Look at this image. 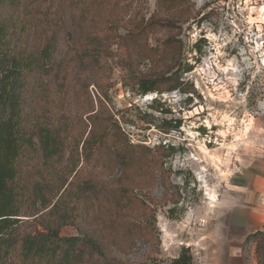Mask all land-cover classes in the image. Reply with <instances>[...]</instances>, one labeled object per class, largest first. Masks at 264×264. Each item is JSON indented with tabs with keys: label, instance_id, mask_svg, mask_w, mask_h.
<instances>
[{
	"label": "rangeland",
	"instance_id": "374dc122",
	"mask_svg": "<svg viewBox=\"0 0 264 264\" xmlns=\"http://www.w3.org/2000/svg\"><path fill=\"white\" fill-rule=\"evenodd\" d=\"M89 1L96 8L116 0ZM118 2L94 24L114 35L109 52L73 61L68 99L56 108L72 128L50 177L62 191L88 182L96 196L61 236L96 229L108 264H171L183 248L194 264H258L248 238L264 230V0ZM149 21L150 32L135 36ZM144 80H157L161 93L143 95ZM94 114L109 135L118 123L125 137L109 142L118 139L121 153L90 143L85 159ZM22 214V231H43L44 220L28 208Z\"/></svg>",
	"mask_w": 264,
	"mask_h": 264
},
{
	"label": "trees",
	"instance_id": "16d2710c",
	"mask_svg": "<svg viewBox=\"0 0 264 264\" xmlns=\"http://www.w3.org/2000/svg\"><path fill=\"white\" fill-rule=\"evenodd\" d=\"M66 2L68 9L64 8ZM89 2L0 0V264H10L14 257L20 258L22 264L110 263L104 239L96 229L81 231L82 236H61L63 227L80 220V205L96 198L94 187L84 182L71 184L62 191L51 179L49 167L62 160L64 133L72 128L68 118L61 117L56 108L68 99L73 61L85 64L93 58H105L114 37L108 29H96L94 24L99 21V12L105 7H118V0L103 2V7L100 3L96 8ZM153 22L137 25L135 36L149 33ZM109 32L110 38L106 35ZM63 43L67 54L61 57ZM69 54L71 58L65 59ZM90 75L91 72L85 77ZM175 81L178 79L173 80L170 90L179 87ZM157 82H139L141 93H161ZM90 83L86 82L87 90ZM52 98L55 110L49 103ZM38 99L39 106L33 107ZM100 115L88 118L91 130L86 141V160L93 157V143L101 142L104 147L122 151L118 139L109 142L113 135L120 139L124 136L118 123H114L109 135L107 120ZM169 127L178 129L180 122ZM37 165L39 171L34 170ZM26 208L36 221H45L43 231L35 228L32 234L21 230L25 222L20 217ZM122 208L126 211L125 205ZM149 231L153 237L155 230L150 226ZM248 239L256 244L258 264H264V230L256 231ZM171 264H194L190 249L183 248Z\"/></svg>",
	"mask_w": 264,
	"mask_h": 264
}]
</instances>
